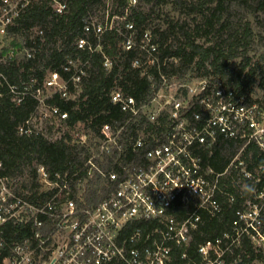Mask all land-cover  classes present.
Returning <instances> with one entry per match:
<instances>
[{
	"label": "trees",
	"instance_id": "obj_1",
	"mask_svg": "<svg viewBox=\"0 0 264 264\" xmlns=\"http://www.w3.org/2000/svg\"><path fill=\"white\" fill-rule=\"evenodd\" d=\"M26 1L27 6L7 27V37L0 46V178L10 181L23 177L18 192L45 198L48 192L39 185L37 168L45 166L51 175L74 174L91 156V145H96L94 140L101 136L105 124L115 129L123 127L119 136L123 150L104 152L96 160L103 170L121 172L120 163L137 161L130 150V122L126 124L130 114L112 102L116 91L133 97L141 107L156 96L163 77L169 82L176 77L180 83L212 77L245 95L248 105L256 104L264 112V97L257 96L258 90L264 92V0H138L135 6H129V0ZM56 2L66 6L62 13L55 10ZM98 16L102 22L106 16L109 21L121 19H115L112 29L108 27L102 35L86 32V26ZM127 23L134 25L136 42L141 41L144 32L152 33L158 62L133 66L145 54L138 47L125 49L126 36L130 35ZM81 38L88 41L83 49L78 47ZM107 60L110 68L104 65ZM48 73H58L61 81L67 82L68 96L54 92L46 98L47 106L57 107L68 117H49L55 124L39 130L32 124L41 113L33 92L46 91ZM77 76L80 80L74 82ZM9 85L19 90L28 86L32 93L17 103ZM20 127L30 133H20ZM76 131L91 134L92 144H76L72 137ZM200 155L208 177L218 175L216 198L220 212L211 216L201 210V221L191 232L190 241L169 244L167 264H202L199 246L225 233L233 236L237 212L258 206L264 221V148L255 142L246 144L221 136ZM80 177L83 183L79 190L84 193L80 204H98L113 187L98 173L86 182L85 170ZM72 186L75 188V182ZM194 206L195 202H177L173 214L181 220ZM158 226L157 220L130 223V249L151 246L159 237ZM0 231L8 243L30 236V231L10 223L1 226ZM137 232L140 236L131 242ZM8 252L5 248L2 255ZM223 259V264H264V250L243 235L240 244L232 246Z\"/></svg>",
	"mask_w": 264,
	"mask_h": 264
},
{
	"label": "built area",
	"instance_id": "obj_2",
	"mask_svg": "<svg viewBox=\"0 0 264 264\" xmlns=\"http://www.w3.org/2000/svg\"><path fill=\"white\" fill-rule=\"evenodd\" d=\"M136 4L137 0H129V6ZM26 6V0H0V46L7 37V27ZM54 8L62 13L66 6L56 2ZM115 19L121 18L109 21L106 16L104 22L94 18L85 31L102 35L108 27L112 29ZM126 28L130 35L126 36L125 49L138 47L145 54L133 66L140 68L158 62L152 33L144 32L141 41L136 42L134 25L127 23ZM87 45L86 38L78 41L79 48ZM104 65L111 67L109 60ZM73 80L78 82L80 77ZM9 88L17 103L25 94L32 93L28 86L23 90L13 85ZM45 88L68 96L67 82H62L58 73L50 74ZM33 95L39 102V110L48 109L47 116L60 120L68 117L57 107L47 106L43 90L37 89ZM112 102L130 114L126 124L130 122V150L137 161L120 163L121 172L103 170L96 160L104 152L123 150L119 141L123 127L115 129L105 124L101 136L94 140L96 145H91V134L77 133L75 137L72 134L76 144L92 146L91 156L74 174L51 175L45 166L37 168L39 185L48 192L45 198L41 194L11 192L4 182L9 180L0 178V227L10 223L30 231V236L13 243H8L0 231V264H109L113 261L167 264L171 253L169 244L190 241L191 232L201 221V210L211 216L220 212L216 198L218 175L208 177L202 169L201 151L214 145L221 136L243 140L246 144L255 142L264 148V112L256 104L248 105L245 95L212 77H197L187 83L178 82L176 77L169 82L163 77L162 87L145 106L138 107L133 97H126L120 91L112 94ZM25 129L20 127L19 132L30 133ZM84 170L85 182L98 173L113 185L96 205L79 203L84 200V193L79 190L83 183L80 174ZM246 176L251 175L246 173ZM261 198L264 201V194ZM177 202H195V206L180 220L173 214ZM261 209L254 206L249 211L237 212L233 236L225 233L200 245L202 264H223L225 253L240 244L243 235L264 250ZM139 219L157 220L159 237L143 250L130 249V223ZM139 236L137 232L131 242ZM5 248L9 252L2 255Z\"/></svg>",
	"mask_w": 264,
	"mask_h": 264
},
{
	"label": "rangeland",
	"instance_id": "obj_3",
	"mask_svg": "<svg viewBox=\"0 0 264 264\" xmlns=\"http://www.w3.org/2000/svg\"><path fill=\"white\" fill-rule=\"evenodd\" d=\"M137 2H138V0H137ZM102 13L103 12H101L100 15H102ZM99 16L97 17V19L99 18ZM3 44H2V46H3ZM50 74L51 73H48L47 74L46 80L49 78ZM256 85H258V82L256 83ZM53 92H54V90H49V89L46 88V91L44 92V95L43 96L48 97L49 95L53 94ZM257 96H258V98H263L264 97V92L261 91V90H258L257 91ZM40 112H41L40 114L43 115V116H41L40 114H38V116L34 119V121L32 123V124H34V126L37 129L44 130L47 125H49V124H55V123H51L52 118H49V116L47 117V115H45V114L48 113V109H44V110H42ZM77 133H80L81 134V133H83V131H79V132L76 131L74 133L75 134L74 137L76 136ZM57 135L58 134H56V136ZM56 138H58V137H56ZM22 180H23V177H19V178H15L13 180L4 181V182H6V184L8 185V187H9V189H10L11 192L17 193L18 188H19L20 183L22 182ZM20 193H25V192H20Z\"/></svg>",
	"mask_w": 264,
	"mask_h": 264
}]
</instances>
